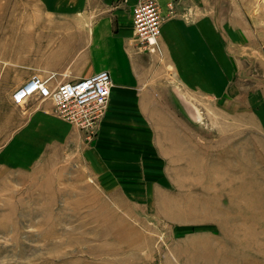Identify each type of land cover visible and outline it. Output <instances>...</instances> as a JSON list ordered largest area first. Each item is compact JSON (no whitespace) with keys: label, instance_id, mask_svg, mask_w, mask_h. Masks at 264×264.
Wrapping results in <instances>:
<instances>
[{"label":"rangeland","instance_id":"374dc122","mask_svg":"<svg viewBox=\"0 0 264 264\" xmlns=\"http://www.w3.org/2000/svg\"><path fill=\"white\" fill-rule=\"evenodd\" d=\"M99 1L0 0V264H264V0H154L159 39L164 19L180 21L183 77L160 43H138L141 0L123 8L158 103L138 160L96 154L106 108L86 130L51 101L12 99L57 65L66 76L42 79L86 78L75 67L100 19L129 4ZM35 109L71 125V143L39 153L20 128Z\"/></svg>","mask_w":264,"mask_h":264},{"label":"crops","instance_id":"0c3cea01","mask_svg":"<svg viewBox=\"0 0 264 264\" xmlns=\"http://www.w3.org/2000/svg\"><path fill=\"white\" fill-rule=\"evenodd\" d=\"M137 1L127 0L129 4L124 3L119 10L112 12V16L102 17L100 22L98 21L102 30L98 27L97 34L92 41L93 44L85 50L81 61L75 67V71L80 72V78L100 71H108L111 75L112 90L105 115L95 127L96 133L91 142L101 159L110 157L120 160H138L141 153L154 143L153 123H151L153 115L151 111L149 112V98L153 105L158 103H155L156 99L154 100L151 95L153 86L148 85L143 79L145 55L136 47V40L129 23V11L123 9L132 7ZM161 1L168 3L172 0ZM108 5H111V0H100L97 3L99 8ZM178 23L180 21L164 19L159 43L163 54L173 65L179 61L177 71L180 72L179 77H183L181 73L188 69L183 67L184 61L180 55L181 51L185 52L187 48L184 42L181 47L180 44L178 45ZM107 24H115L114 32L105 30ZM186 31L191 41V29L187 27ZM65 71H67L66 67L62 68L57 65L53 70H48L45 75H42V78L50 73L66 76ZM20 128H23L22 135L30 138L28 141L38 143L39 153L48 149L49 145L56 147L57 144L71 143V132L76 133L71 125L54 116L52 110L44 109L32 110L27 122ZM36 136H39L38 140L35 139ZM36 150L34 148L31 151ZM99 158L97 159L100 160Z\"/></svg>","mask_w":264,"mask_h":264},{"label":"built area","instance_id":"2783aa9c","mask_svg":"<svg viewBox=\"0 0 264 264\" xmlns=\"http://www.w3.org/2000/svg\"><path fill=\"white\" fill-rule=\"evenodd\" d=\"M142 1V2H141ZM133 9V26L138 43L150 52L159 49V18L154 0H141ZM34 76L12 95L15 105H23L32 97L51 101L56 114L82 128L93 129L108 104L112 90L111 76L101 71L74 82H53Z\"/></svg>","mask_w":264,"mask_h":264},{"label":"bare ground","instance_id":"6f19581e","mask_svg":"<svg viewBox=\"0 0 264 264\" xmlns=\"http://www.w3.org/2000/svg\"><path fill=\"white\" fill-rule=\"evenodd\" d=\"M178 39V38H177ZM174 40V39H173ZM180 41V40H179ZM181 43V42H180ZM182 44V43H181ZM182 54H183V52H181ZM108 72V71H107ZM109 73V72H108ZM109 75H110V73H109ZM111 76V75H110Z\"/></svg>","mask_w":264,"mask_h":264}]
</instances>
